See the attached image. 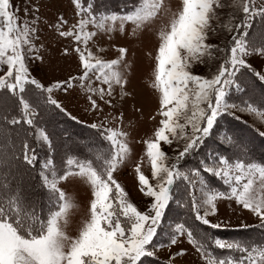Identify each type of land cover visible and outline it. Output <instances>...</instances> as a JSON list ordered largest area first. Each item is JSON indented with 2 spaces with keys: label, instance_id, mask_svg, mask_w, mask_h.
<instances>
[{
  "label": "snow or ice",
  "instance_id": "1",
  "mask_svg": "<svg viewBox=\"0 0 264 264\" xmlns=\"http://www.w3.org/2000/svg\"><path fill=\"white\" fill-rule=\"evenodd\" d=\"M72 2L77 22L69 25L60 15L48 27L58 37L75 42L74 48L65 46L63 54H70V48L77 54L79 74L45 86L30 70L36 60L43 59V42L37 45L39 7L31 8L30 19L25 7V18L21 19L19 8L11 0H0V96L11 99L16 108L11 119L0 116V134L9 135L4 125L16 126L19 142L12 145L10 153L6 148L0 150V168L35 166L37 148L29 143L34 136L37 143L47 147L39 175L49 193L47 207L37 209L25 202L19 186L11 187L10 171L0 174V264H161L158 250L177 245L182 237L195 247L201 264H264V160L256 161L248 154L247 145L227 134L223 142L237 149L232 154L206 144L216 138L219 120L225 114L248 113L264 124V96L259 105L244 98L248 94L242 87L241 71H251L264 82V74L248 62L253 55L264 60V40L257 43L248 35L254 18L264 23V5L257 6L255 0H182V6L173 11L165 0H139L120 14L98 12L91 2ZM226 8L232 11L223 13ZM237 10L243 13L239 22ZM222 14L227 17L224 22ZM158 17L164 19L157 32L159 45L150 84L158 94L156 115L160 119L151 137L144 140L151 178L140 163L135 164L139 191L149 201L141 208L131 201L115 175L132 155L129 132L107 126L109 118L117 117L104 113L102 107H115L112 101L117 88L121 97L128 94V50L118 48L115 58H106V49L97 47L94 38L102 40L99 34L105 33L111 40V34L123 33L129 22L134 25L132 35H137ZM212 38L221 40L222 45L213 44ZM90 41L93 47H89ZM197 65H203L206 72L196 74ZM77 87L99 118L90 127L110 148L91 159L66 154L61 168L54 162L53 144L37 109L65 111L53 91L68 93ZM33 91L38 93L34 99ZM257 131L264 137V131ZM164 146L172 149L171 156ZM190 158H196L195 165L188 166ZM70 177H78L91 189L87 217L74 236L68 232L69 216L78 205L59 187ZM213 179L221 186H215ZM224 201L256 216L257 224L241 227L259 229L258 239L225 240L213 235L211 230L230 226L218 218L213 222L218 202ZM172 204L186 215H177ZM189 216L199 225L189 224ZM213 248L225 253L214 254ZM184 253L182 248L172 253L167 264H177L175 257Z\"/></svg>",
  "mask_w": 264,
  "mask_h": 264
},
{
  "label": "rangeland",
  "instance_id": "2",
  "mask_svg": "<svg viewBox=\"0 0 264 264\" xmlns=\"http://www.w3.org/2000/svg\"><path fill=\"white\" fill-rule=\"evenodd\" d=\"M129 1L131 0H127L126 2ZM11 2L19 8V16L21 19L25 18V7L29 8V19L33 15L31 8L33 6L39 7V12L36 14L41 18L39 25L41 31L39 33L40 40L37 41V45L39 46L43 42L44 47L40 51V56L43 59L42 61L36 60L31 65L30 70L32 76L45 86H48L51 82L64 80L70 75H78L77 54L71 48L69 49L70 54H63L64 47L71 44L72 48H74L75 42L70 38L58 37L48 27L60 15H63L69 25L77 22L79 17L75 14L72 0H11ZM82 2L85 5L89 2L93 3L94 8L98 12L110 11L122 14L134 7L132 3L121 4L119 0H82ZM255 3L257 6H261L264 5V0H255ZM165 5L175 11L182 6V0H165ZM228 11H232V9L226 8L222 10L223 13ZM241 13L237 10V22ZM163 19V17H158L154 22L140 29L137 35H132L134 25L129 22L125 25V31L123 33L119 31L112 33L111 40L108 39V35L105 33L99 34L103 37L102 40H96L94 38L97 47L102 46L106 49L104 53L106 58H115L118 55V48L124 47L128 50L125 55V60L130 65L127 69L129 82L125 85V92L128 94L121 97L119 95L120 90L117 88L115 98L112 101L115 107L113 108L107 105H102V107L104 113H111L112 116L117 117L115 120L109 118L106 121L107 126H119L124 131L129 132L128 139L132 148V155L115 175L118 182L128 192L131 201L141 208L149 201L139 191L138 179L135 174V164L140 163L141 170L151 178V167L145 155L146 145L144 140L151 137L154 129L159 126L160 117L156 115L159 106L158 94L151 87L150 81L152 80V70L155 63L154 57L159 45L157 32ZM226 19L227 17L222 14L221 22H224ZM118 27L119 25L117 24ZM89 30H93L92 26H89ZM224 35L227 36V33H224ZM211 42L222 45V41L217 38H212ZM89 47H93L92 41L89 42ZM248 62L252 65L253 69L264 74V60L258 55H253L249 58ZM194 67L196 74H204L206 72V68L203 65ZM241 71L244 73L242 87H244L245 92L248 94L244 98L250 99V102L259 105L261 97L264 96V89L262 88L264 82L259 81L258 78L255 81L251 75L253 74L251 71L249 72L244 69ZM53 96L61 103L65 109L64 112L70 119L75 117L76 119L73 120L86 126L99 122L98 115L88 107L89 102L86 99L85 93L78 87L68 93H65L61 89H54ZM239 102L238 100L236 101V103ZM121 113L123 114L122 123L120 120ZM153 116L156 118L152 119ZM232 116L244 124L240 128L245 132L243 143L247 145L248 154L256 161H261L262 158L264 160V137H261L257 131V129L264 131V124L260 123L254 116L248 113L236 111L235 115ZM247 140L249 144H247ZM164 150L170 156L173 154L172 149L166 146H164ZM142 157L143 159H141ZM188 166L191 165L188 164ZM59 187L68 193L74 199L75 204L78 205V207L70 210L69 216L68 232L74 236L77 234L81 221L87 217L91 189L89 185L78 177H70L60 182ZM171 207L176 211L181 210L175 204H172ZM217 207V217L213 218V222H216L218 218L230 224L229 227H222L220 230L240 229L243 228L241 227L242 224L255 225L258 223L255 215L249 210L243 209L242 206H237L234 202L231 204L227 201L218 202ZM228 235L230 234L224 232L218 233L217 236L224 239L223 236L229 238ZM181 248L185 250V253L182 257H175L177 264H201L199 253L187 241L186 237H182L177 245L158 250L159 260L167 263L168 257ZM214 254L222 255L224 253L215 251Z\"/></svg>",
  "mask_w": 264,
  "mask_h": 264
},
{
  "label": "trees",
  "instance_id": "3",
  "mask_svg": "<svg viewBox=\"0 0 264 264\" xmlns=\"http://www.w3.org/2000/svg\"><path fill=\"white\" fill-rule=\"evenodd\" d=\"M119 1L121 4L132 3V5L134 6H136L139 2V0H131L129 2H126L127 0ZM242 16L243 13H241L240 17L238 18V22L239 19L242 18ZM248 35L252 40L257 43H259L261 40H264V23L260 21L259 17L254 18L252 22V27L249 29ZM251 75L256 81L257 77L253 74ZM262 88L264 89V84H262ZM31 95L34 99L35 96L38 95V93L33 91ZM41 102H43L42 98ZM37 111L42 116L41 125L49 133V137L52 141L54 148V162H56L57 165L61 168L63 167V161L66 159V154L74 156L78 159H91L96 153H104L109 150V143L102 140L99 133L95 129H92L90 126L81 124L80 122H77L73 119H70L64 111L62 112L56 108L44 110L37 109ZM15 114L16 108L14 102L11 99H5L4 96H0V116L8 115L9 119H11V116ZM219 123L220 129L216 138L214 140L206 141V144L209 146V148L216 149L220 152H226L227 154L237 151L236 148L229 147L228 143L223 142V138L224 135L227 134L228 136H231L233 140L243 143V137L245 136V132L242 128H240L243 123H241L240 120L236 119L232 115L227 114H225L223 118L219 120ZM0 124H3L2 120H0ZM4 127L8 128L9 135L5 137L0 134V150L6 148L7 151L10 153L13 144H16L18 146L19 142L16 137V132L18 131V129L16 126L11 125H4ZM25 127L28 131H32V129L28 126ZM247 142V144H249L248 140ZM29 143L35 144L37 148L39 159L35 166L20 165L17 167L14 164L10 170L8 168H0V174L10 171V175L8 176V182L13 188L19 186L25 198V202L31 205H35L37 209L46 208L49 199V193L47 188L45 186H42L41 176L39 175V173L40 163L43 162V158L47 153V147L42 143H37L35 141L34 136L29 141ZM2 154L3 152L0 151V155ZM262 160L263 158L261 159V161ZM196 162V158L188 159V164H190L191 166L195 165ZM211 182L217 187L221 186L219 182L215 179H213ZM180 209L181 210L179 211L175 210V213L181 217L185 216L186 214L184 210L182 208ZM189 224L196 226L199 225V222L195 221L194 216H189ZM202 227L205 231L209 230L207 226ZM211 231L214 236H217L218 233L224 232L230 234L228 235L229 238L223 236L224 239L228 240H232L233 238L258 239L260 236V230L253 228H240L229 230L215 229ZM213 251L214 253L215 251H217L218 253H225V250H219L215 248H213ZM160 262L161 264H167L162 261Z\"/></svg>",
  "mask_w": 264,
  "mask_h": 264
}]
</instances>
